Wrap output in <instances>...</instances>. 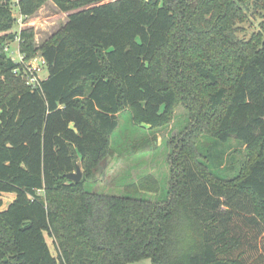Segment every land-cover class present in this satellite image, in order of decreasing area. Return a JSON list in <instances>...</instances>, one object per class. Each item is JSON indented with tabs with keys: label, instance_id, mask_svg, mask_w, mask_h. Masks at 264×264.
I'll return each mask as SVG.
<instances>
[{
	"label": "trees",
	"instance_id": "trees-1",
	"mask_svg": "<svg viewBox=\"0 0 264 264\" xmlns=\"http://www.w3.org/2000/svg\"><path fill=\"white\" fill-rule=\"evenodd\" d=\"M52 1L67 19L36 46L33 28L9 32L16 19L0 0V194H14L0 209V264H264V21L236 35L264 0ZM16 35L26 60H44L34 88L4 49ZM178 101L196 124L176 145L164 199L87 190L122 111L161 127ZM203 131L248 149L234 176L197 151ZM145 178L135 186L155 192Z\"/></svg>",
	"mask_w": 264,
	"mask_h": 264
},
{
	"label": "rangeland",
	"instance_id": "rangeland-1",
	"mask_svg": "<svg viewBox=\"0 0 264 264\" xmlns=\"http://www.w3.org/2000/svg\"><path fill=\"white\" fill-rule=\"evenodd\" d=\"M12 14L15 19L19 16L15 7L12 8ZM22 19V27L33 28L34 42L39 46L65 23L67 13L62 12L52 0H43L32 15L23 16ZM262 21L264 9L261 11L251 9L242 22L236 23L237 37L247 40L252 33L260 32L259 25ZM19 29V24L15 22L9 32H17ZM17 44L15 38L9 42L13 50ZM38 54L30 59L34 65L40 63ZM39 75L41 78L47 76L45 67L41 69ZM191 124H196V120L181 101L177 102L170 121L161 127L138 126L133 122L130 110L122 111L118 115V127L110 136L109 149L113 151V155L103 159L100 168L99 163L94 169L96 182L86 184L87 190L151 200L164 199L178 151L176 145L180 144L185 130ZM204 125L209 127V124ZM209 133V131L200 133L196 142L197 151L208 156L206 163L211 170L225 177L234 176L242 162L248 158V149L233 137L227 142H215ZM80 169L82 172V168ZM144 176L147 177L144 179L145 183L156 187L155 192L146 191L140 185L135 186L136 180ZM13 197V193H1L3 205L0 209H5ZM47 241L51 252L54 253L51 241ZM127 264H151V260L144 258Z\"/></svg>",
	"mask_w": 264,
	"mask_h": 264
},
{
	"label": "built area",
	"instance_id": "built-area-1",
	"mask_svg": "<svg viewBox=\"0 0 264 264\" xmlns=\"http://www.w3.org/2000/svg\"><path fill=\"white\" fill-rule=\"evenodd\" d=\"M1 1H8L9 3H11L12 8H16L19 16L16 18V22L19 24V27L21 29L22 27V15L19 13L18 11V7H17V3L19 0H1ZM19 29V30H20ZM16 41L19 44V36L16 35L15 37ZM17 44V47L15 50L10 48V45L7 44L4 49L5 51L8 53L10 59L12 61H14L15 63H17V67L14 69V73H16L17 75H21V77H23L25 79V83L34 88L39 84V81L42 79L39 75L41 69L44 66V60L40 57V63L34 65L31 60H26L24 58V55L20 52L19 50V46Z\"/></svg>",
	"mask_w": 264,
	"mask_h": 264
},
{
	"label": "water",
	"instance_id": "water-1",
	"mask_svg": "<svg viewBox=\"0 0 264 264\" xmlns=\"http://www.w3.org/2000/svg\"><path fill=\"white\" fill-rule=\"evenodd\" d=\"M145 1H148V0H145ZM38 55L41 56V53H39ZM100 166H101V163L99 164V168H100ZM65 176H66V178H68L69 180H71L73 182H78L82 176L80 166L76 163L75 164V170L72 172L66 173Z\"/></svg>",
	"mask_w": 264,
	"mask_h": 264
}]
</instances>
